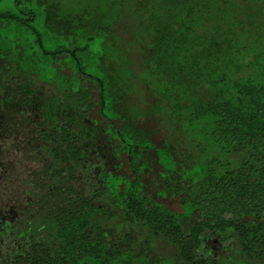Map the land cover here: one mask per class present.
Returning a JSON list of instances; mask_svg holds the SVG:
<instances>
[{
	"label": "trees",
	"instance_id": "1",
	"mask_svg": "<svg viewBox=\"0 0 264 264\" xmlns=\"http://www.w3.org/2000/svg\"><path fill=\"white\" fill-rule=\"evenodd\" d=\"M4 1L1 53L27 51L34 77L46 78L49 59L67 68L82 83L70 100L83 109H39L38 140L24 150L0 140V264H219L212 238L221 248L236 241L264 264V0H116L115 22L98 27L102 43L131 20L134 60L145 70L138 100L156 92L173 109L198 150L187 166L168 140L110 117L112 85L86 71L88 43L45 49L34 9ZM100 148L115 159L111 168ZM143 149L178 179L150 177L145 160L129 163ZM167 196L193 219L184 223L157 200Z\"/></svg>",
	"mask_w": 264,
	"mask_h": 264
},
{
	"label": "rangeland",
	"instance_id": "2",
	"mask_svg": "<svg viewBox=\"0 0 264 264\" xmlns=\"http://www.w3.org/2000/svg\"><path fill=\"white\" fill-rule=\"evenodd\" d=\"M116 5V0H21L22 7H31L36 13L34 26L45 49L52 50L56 46L74 49L88 43L92 51V64L86 71L99 80H108L112 85L107 89L112 96L107 98L109 103L105 108L108 109L110 117L121 118L124 122L130 121L144 127L156 143L163 139L168 140L176 161L185 166L190 165L198 158V150L187 131L177 124L173 109H167L165 101L156 92L142 91L143 98L138 100V95L141 97V88L139 83L137 87L135 83L144 79L142 76L145 70L144 65L134 60L139 44L130 33L131 20L125 17L122 22L124 29L114 28L117 36L110 34L102 43L98 38L94 39L97 37L98 27L110 21L115 22ZM12 7V0L2 3L4 9ZM101 12H106L102 20ZM89 37H93V40H88ZM37 38L36 33L27 34L29 45L34 44L32 42ZM36 45L37 41L32 47L34 59L37 58V51L41 50ZM8 51L10 52L7 54L0 51V140H5L8 144H18L24 150L28 146L36 145L38 140V123L42 120L39 109H83V104L70 100L73 91L79 90L82 83L76 81L67 68L58 72V69H54L52 63H49L50 59L46 66V78L27 75L32 66L27 64L29 57L23 55L27 54V51L22 55L18 54L21 57L15 59L11 49ZM9 57L15 60L13 65L7 62ZM60 79L65 81L59 83ZM32 86L39 88L38 95ZM46 117L51 119L52 113L49 112ZM47 128L48 125H44L42 130ZM100 150L105 165L111 168L116 163L115 159L108 150ZM144 160L148 164L144 171L150 177H158V174L164 173L173 180L178 179L175 172H166L158 164L152 150L138 151L137 155L130 157L129 163L139 165ZM122 161L124 166L121 171L127 172L128 165ZM157 200L178 213L184 223L193 219L185 216L178 203L170 196ZM208 248L219 255V264H262L255 259L247 260L236 241L226 248H221L219 240L212 238Z\"/></svg>",
	"mask_w": 264,
	"mask_h": 264
}]
</instances>
